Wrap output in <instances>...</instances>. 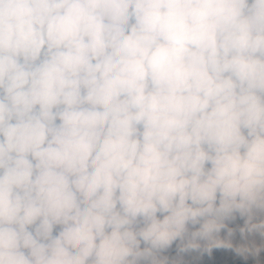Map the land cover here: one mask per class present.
<instances>
[{
  "label": "clouds",
  "instance_id": "clouds-1",
  "mask_svg": "<svg viewBox=\"0 0 264 264\" xmlns=\"http://www.w3.org/2000/svg\"><path fill=\"white\" fill-rule=\"evenodd\" d=\"M0 264H264V0H0Z\"/></svg>",
  "mask_w": 264,
  "mask_h": 264
}]
</instances>
